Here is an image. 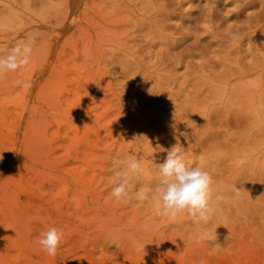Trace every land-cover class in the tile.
Returning a JSON list of instances; mask_svg holds the SVG:
<instances>
[{
	"label": "rangeland",
	"instance_id": "obj_1",
	"mask_svg": "<svg viewBox=\"0 0 264 264\" xmlns=\"http://www.w3.org/2000/svg\"><path fill=\"white\" fill-rule=\"evenodd\" d=\"M22 42L0 76V264H264V0H0V55ZM175 144L212 177L215 241L155 215Z\"/></svg>",
	"mask_w": 264,
	"mask_h": 264
},
{
	"label": "clouds",
	"instance_id": "obj_2",
	"mask_svg": "<svg viewBox=\"0 0 264 264\" xmlns=\"http://www.w3.org/2000/svg\"><path fill=\"white\" fill-rule=\"evenodd\" d=\"M30 43L22 42L13 47L6 55H0V76L6 72H16L29 63L32 54ZM17 85L25 88L30 84L16 81ZM159 170V183L154 190L156 216H165L171 219L187 212L191 214L204 227L198 235V240L215 241L216 234H210L207 225L211 219L209 201L212 195V177L200 166L189 167L185 161L182 146L175 144L167 151L163 163L156 164ZM141 161L130 158L126 170L114 168L116 181L111 188L112 196L119 202L130 199V180L132 175L141 171ZM62 232L50 227L40 233L38 244L49 256H55L62 240ZM138 244V242H136Z\"/></svg>",
	"mask_w": 264,
	"mask_h": 264
}]
</instances>
